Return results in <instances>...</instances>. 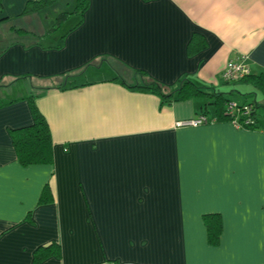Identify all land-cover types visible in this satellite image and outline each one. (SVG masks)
<instances>
[{
  "label": "crops",
  "instance_id": "1",
  "mask_svg": "<svg viewBox=\"0 0 264 264\" xmlns=\"http://www.w3.org/2000/svg\"><path fill=\"white\" fill-rule=\"evenodd\" d=\"M29 1L0 0V264H264V94L221 76L244 60L264 79V0H88L76 27L75 15L50 34L42 13H23ZM146 78L257 105L260 127L176 126L212 118V99L128 86ZM33 106L52 158L22 165L11 132Z\"/></svg>",
  "mask_w": 264,
  "mask_h": 264
},
{
  "label": "trees",
  "instance_id": "2",
  "mask_svg": "<svg viewBox=\"0 0 264 264\" xmlns=\"http://www.w3.org/2000/svg\"><path fill=\"white\" fill-rule=\"evenodd\" d=\"M60 1L61 0L29 1L25 6L23 13H42V15L46 17L45 23L48 26L46 34H50L58 30L64 24V22L68 20L69 17H71L72 15L78 16L79 19L73 23L74 25L70 29L76 27L81 21V16L88 5V0H74L71 6L67 8L63 7V5L61 7L62 3ZM64 35L65 33H62L60 35L58 42L55 44V46L61 45ZM33 36L37 37L36 35ZM194 39L195 38L193 36L189 44L192 46V48ZM139 73L144 76L143 72ZM113 79L117 80V77ZM224 81H226L227 83L248 81L256 89H259L262 94H264V79H262L261 76H252L250 75V73H248L247 75L243 76L242 78H239L238 80ZM121 82L125 84L124 81ZM61 86H66V84L59 85V87ZM67 86L73 87L78 85L75 82H70L67 83ZM128 86L135 90L148 91L154 93L158 95L164 103L186 100L199 94H205L212 99V104L214 105V116H212V118H208L209 122H214L217 120H224L229 122L236 121L240 126L238 128L257 129L260 127L258 117L255 114L256 110H254L257 105H255L254 107L251 106L253 104L240 105L236 103L240 111L237 110L239 112L234 111L230 113L227 111V103L231 100H229V98L224 95V92L213 91L208 93L206 92V90H204L205 88H208L207 86H198L195 82L187 78L181 80L179 87L174 92L167 90V88L150 78H146L145 80L142 79L141 82H137ZM247 106H251L250 113H248L247 115L241 114V112H243ZM32 110V122L26 126L16 128L11 132L12 144L15 149L18 161L22 165L49 163L52 158V142L47 122L44 116L37 110L35 106L32 107ZM203 114H206V112H203ZM246 119H250L251 123L245 124L244 120ZM45 200L47 199L45 198ZM203 222L206 228L208 244L216 246L218 244L219 235L221 231L218 215L212 213L204 214ZM48 248L49 247L44 249L39 248L35 252V261H40V259L47 252H50ZM107 262L117 263L118 261Z\"/></svg>",
  "mask_w": 264,
  "mask_h": 264
},
{
  "label": "built area",
  "instance_id": "3",
  "mask_svg": "<svg viewBox=\"0 0 264 264\" xmlns=\"http://www.w3.org/2000/svg\"><path fill=\"white\" fill-rule=\"evenodd\" d=\"M249 73V69L246 66V64L244 63V60H239V61H234V60H229L226 65L225 68L222 71V79L223 80H238L239 78H242L243 76L247 75ZM250 109L251 106H247L243 112H241V114L243 115H247L248 113H250ZM239 110L237 107L236 102L234 101H229L227 103V111L228 112H234ZM240 111V110H239ZM237 111V112H239ZM209 119L207 117L206 114H199L198 116H196L195 118H191V119H187V120H181V121H177L175 123L176 126H180V125H191V126H197V125H201V124H205L208 123ZM236 127H240L239 124L236 121L232 122ZM245 124L251 123L250 119H246L244 120ZM99 264H118V263H110V262H102Z\"/></svg>",
  "mask_w": 264,
  "mask_h": 264
},
{
  "label": "rangeland",
  "instance_id": "4",
  "mask_svg": "<svg viewBox=\"0 0 264 264\" xmlns=\"http://www.w3.org/2000/svg\"><path fill=\"white\" fill-rule=\"evenodd\" d=\"M75 17H74V15H72L71 17H69V19L68 20H66V22H64V24L61 26L63 29H66V26L68 25V26H70L72 23H73V21L75 20L74 19ZM15 23H17L18 24V22L16 21ZM10 25L12 24V23H9ZM34 24V22H32V25ZM12 29V28H11ZM6 33H4L5 34V37L4 38H6V37H12L13 36V34H10L8 31H5ZM0 38H1V33H0ZM230 87H234V84L233 83H231L230 84ZM262 110H264V109H262Z\"/></svg>",
  "mask_w": 264,
  "mask_h": 264
}]
</instances>
